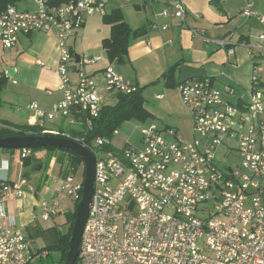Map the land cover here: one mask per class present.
Segmentation results:
<instances>
[{
  "label": "built area",
  "instance_id": "1",
  "mask_svg": "<svg viewBox=\"0 0 264 264\" xmlns=\"http://www.w3.org/2000/svg\"><path fill=\"white\" fill-rule=\"evenodd\" d=\"M34 2L35 12H22L15 6L0 12V42L12 49L22 34L56 36L62 98L51 111L36 103L28 105L32 113L28 125L41 129L34 136L73 140L96 158L94 194L76 264H264L262 70L254 69L251 99L242 104L226 99L234 95L233 87H218L210 78L180 83L178 91L193 119L191 141L176 129H168L166 136L159 126L143 124L138 140L119 151L109 150V140H87L105 104L93 77L78 68L104 58L85 56L77 63L68 45L87 17L106 14L104 0H77L61 6H51L48 0ZM244 2L242 14L250 17L253 5ZM187 14L183 0H171L163 12L179 19ZM260 21L264 24V17ZM218 44L221 48L229 45L223 40ZM73 69L76 83L70 76ZM103 77L108 93L140 91L111 65ZM58 117L74 132L46 128L47 121ZM0 128L10 127L0 124ZM221 147L225 150L220 151ZM33 154V149L21 150L22 162ZM25 185V181L4 182L2 198H22ZM83 188L84 182L72 174L62 180L63 193L75 202L81 200ZM58 207L44 203L40 218L47 221L61 214ZM37 255L34 241L15 227L0 203V264H34Z\"/></svg>",
  "mask_w": 264,
  "mask_h": 264
},
{
  "label": "crops",
  "instance_id": "2",
  "mask_svg": "<svg viewBox=\"0 0 264 264\" xmlns=\"http://www.w3.org/2000/svg\"><path fill=\"white\" fill-rule=\"evenodd\" d=\"M183 1L187 5L188 14L180 19L163 15L171 0H126L119 2L120 5L110 11L106 4V13L121 9L125 21L133 30H146L142 36L131 40L123 63L111 62L107 57L103 41L110 37L111 26L103 23V18L91 22L86 18L84 26L72 38L76 41L81 36L86 38L90 32L96 34L92 39L93 43L86 46L87 51L78 56H103L104 59L94 65H78V68L90 67V72L86 73L93 77L98 93L104 87V70L111 65L126 80L138 86L144 95L150 90L152 95L155 94L154 99L158 101L160 110L156 118L162 123V130L176 129L180 134L182 130L178 126L189 117L192 140L193 119L182 102L178 85L193 78H210L218 87L231 86L239 94L235 102L232 101V96L226 97L227 100L235 104L246 103L240 92L250 90L246 88L250 84L247 77L248 63L255 58L259 60L254 61L255 66L264 63V39H260L264 35V24L260 21V17H264V0H249L254 13L250 17L242 14L244 0ZM15 7L22 12L37 10L34 0H18ZM222 40L228 42L226 48L219 46L218 42ZM70 49L73 53L72 46ZM230 50H233V55L229 54ZM59 65L60 51L53 33L22 34L12 49H5L0 42V78H7L0 104V124L28 125V118L32 113L27 107L32 103L51 111L62 98L59 89L61 79L57 72ZM259 68L262 70L260 66ZM10 69H14L12 76L8 75ZM171 69L172 86H167L164 76ZM70 76L76 83L78 77L75 69ZM261 82L264 87V81ZM5 91L7 95H4ZM6 102L12 103L13 108L5 106ZM19 113L24 115V120L21 119L23 121L19 119ZM49 155L50 153L42 150L32 157L41 162ZM24 162L21 160V150L0 149V203L5 205L7 216L15 227L34 241L32 235L37 233L40 222H45L40 218L44 203H57L60 211L70 213L76 202L72 200L71 205L68 203L62 206V180L67 175L62 177L63 168L57 167L59 161L56 156L51 158L46 171L52 177L50 184L48 180L42 181L38 173L43 170V165H39L37 172L30 175ZM74 176L77 181H83V174L76 177L74 173ZM22 181L26 183L22 198H2L4 182L16 184ZM53 218L55 216L51 219ZM34 248L36 250L35 241Z\"/></svg>",
  "mask_w": 264,
  "mask_h": 264
},
{
  "label": "rangeland",
  "instance_id": "3",
  "mask_svg": "<svg viewBox=\"0 0 264 264\" xmlns=\"http://www.w3.org/2000/svg\"><path fill=\"white\" fill-rule=\"evenodd\" d=\"M110 2V3H109ZM121 2H126V0H104L105 3V7L106 4L107 6V10L110 11L111 9H113L114 7H116V5H120L118 3ZM109 3V4H108ZM36 9V8H35ZM35 9H32V11H34ZM103 18V16L101 15H93V16H89L87 17V19L89 20V22H91L92 20L96 19H101ZM103 21V20H102ZM104 23V22H103ZM80 32V31H79ZM96 34L94 32H90L86 38H84V36H81L78 40L74 41V38H70L68 40V45L69 47L72 46V50L73 53H75L76 55H83L84 51L86 50V46L90 43H93V38ZM91 55H86V57H90ZM255 60H250V62L248 63V67H249V72L247 73V77H249V81L250 84H248V86H246V88H250V90L248 91H243L240 92L244 98L246 99L245 101L249 102L251 99L250 96V91L253 87V81H252V77H253V71L255 68L259 69V66L262 68V80L264 81V63H261L259 66H255L254 63ZM83 70L85 72H90V67H84ZM226 86V85H225ZM224 87V85H223ZM11 92V91H10ZM150 91H148L147 93L145 92V95L143 94L145 100H146V109L149 110V112L153 113L154 116H152L151 118H149L146 123H141L139 121H129V122H124L121 126V128L118 129L119 131V135L114 136L113 140L111 141V148L114 151H119L121 149H123L125 147V145L127 143H134L136 140H138L140 138V131L142 128L143 124L146 125H157L160 128L162 127V123L159 121L158 118H156V116L158 117V115L160 114V110L158 108V101H156L154 99V95L155 94H151ZM9 94V93H8ZM12 94V92H11ZM4 95H7V91L4 92ZM99 96L103 101V104H107L109 106H115L117 104V96L118 94H111L106 92L104 89H101L99 91ZM239 94H234L232 95V101L235 102L238 98ZM14 103V102H13ZM5 106H7L9 109L13 108V104L10 102H6ZM19 119H23L24 120V115L22 113H19ZM17 120L18 122L20 120ZM21 120V121H23ZM46 127L48 129H53V130H62L68 133H71L73 131V127L70 126L67 121L61 117H58L56 120L52 121V122H46ZM179 129L182 130V133H180L181 137H183L185 140L187 141H191V137H190V132H191V127H190V122H189V117H187L184 122L181 124V126H178ZM162 129V128H161ZM164 135L168 136L167 134V130L165 132H163ZM172 140V139H171ZM225 147H221L220 151H224ZM46 152L50 153V155L43 161L38 162L35 159L33 160V164L27 167L28 170V174L30 175H34L37 172L38 166L39 165H43V170L39 171L38 173L41 175L42 177V181H47L50 184L52 181V177L48 175L47 171V167L48 164L51 160V158L53 156H56V158L58 159V164L57 167L60 168L62 167L63 169V173H62V177H65L66 175L72 174V166H71V161H72V156L69 157V155L66 152H63L62 150L58 149L56 151H52V150H45ZM85 169L84 165L79 166L76 170H75V175L76 177H79L80 175L83 174V170ZM74 175V174H73ZM63 198L61 197V201H62V206L67 205L69 203V205L72 204V200L65 194H63ZM66 196V197H65ZM75 208L72 210L74 211ZM68 213L62 211V213L60 215L55 216V218L50 219V221H41L39 224V228L37 229V233L33 234V238L35 241V247H36V251H45L46 248L48 246H51L55 243L57 237L62 234L65 230V232H67V230L70 227L71 224V219L70 217L68 218ZM67 221V222H66ZM45 254L44 257H42V255ZM42 255H37V257L34 260V264H63L62 260H61V254L56 252V251H52L50 254L48 252L43 253Z\"/></svg>",
  "mask_w": 264,
  "mask_h": 264
},
{
  "label": "trees",
  "instance_id": "4",
  "mask_svg": "<svg viewBox=\"0 0 264 264\" xmlns=\"http://www.w3.org/2000/svg\"><path fill=\"white\" fill-rule=\"evenodd\" d=\"M18 0H0V12L6 10L10 6H15ZM77 0H49V5L51 6H61ZM103 22L111 26V35L109 38L103 41V48L107 54L108 59L111 62L123 63L126 56L128 55L129 45L132 39L142 36L145 33V29L133 30L130 25L125 21L123 12L121 9H114L110 13H106L103 16ZM167 81V86H172L170 84L173 78V69H171L168 74L164 76ZM7 78H2L0 80V104L2 99V92L5 89ZM117 104L115 106L106 105L102 108L98 118L94 119L93 129L88 134V141H93L97 137H102L106 140L112 141L114 138V132L121 128L124 122L129 121H139L141 123H146V121L152 117V114L146 109V100L143 96L142 90L133 95H123L118 94ZM10 128H0V138H8L15 136H33L38 134L41 129L37 127H31L29 125H10L5 123ZM52 150L56 151V147H46L40 149H34L33 152L36 153L42 150ZM107 149L111 150V146ZM66 152L69 157L72 156L71 166L72 175L75 170L84 165L82 158L65 149H60ZM85 167V165H84ZM85 179V169L83 171V182ZM79 201L75 203V210L68 213V218L71 219V224L67 232L60 234L55 243L48 246L45 251H39L38 254L42 255L45 252L49 254L52 251H56L61 254L62 263L65 264L71 242V234L74 226V221L76 217V212L78 208Z\"/></svg>",
  "mask_w": 264,
  "mask_h": 264
},
{
  "label": "water",
  "instance_id": "5",
  "mask_svg": "<svg viewBox=\"0 0 264 264\" xmlns=\"http://www.w3.org/2000/svg\"><path fill=\"white\" fill-rule=\"evenodd\" d=\"M77 62L79 63L80 57L76 55ZM14 69L8 70V75L12 76ZM46 147H56L58 149L69 150L79 155L85 165V179L84 188L82 192L81 200L79 201L74 226L71 234L70 250L65 264H76L79 248L81 244V238L84 230V226L89 216V210L92 203L94 194V179H95V166L96 158L92 152L81 144L63 138H53L47 136H15L8 138H0V149L8 150H22V149H40ZM35 157L28 158L24 162V166L31 165L32 160Z\"/></svg>",
  "mask_w": 264,
  "mask_h": 264
}]
</instances>
